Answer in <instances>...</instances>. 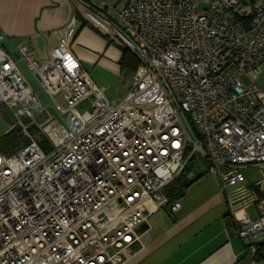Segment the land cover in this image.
<instances>
[{
  "label": "built area",
  "instance_id": "obj_1",
  "mask_svg": "<svg viewBox=\"0 0 264 264\" xmlns=\"http://www.w3.org/2000/svg\"><path fill=\"white\" fill-rule=\"evenodd\" d=\"M80 1L138 66L109 100L72 51L75 13L44 63L0 47V106L26 138L0 147V264H124L154 211L181 208L164 189L188 166L205 162L224 188L264 162V0ZM257 206L239 227L250 255L264 241Z\"/></svg>",
  "mask_w": 264,
  "mask_h": 264
},
{
  "label": "crops",
  "instance_id": "obj_2",
  "mask_svg": "<svg viewBox=\"0 0 264 264\" xmlns=\"http://www.w3.org/2000/svg\"><path fill=\"white\" fill-rule=\"evenodd\" d=\"M82 9L80 0H0V13L7 11L5 17L0 15V33L5 34L0 47L13 52L40 34L39 41L53 45L52 50L71 13ZM200 163L205 169L190 172V177L202 175L179 199L181 208L154 211L143 230V248L137 246L124 264H264V256L250 255L239 236L244 218L259 217L264 162L243 167L245 180L224 188L206 171V163Z\"/></svg>",
  "mask_w": 264,
  "mask_h": 264
},
{
  "label": "rangeland",
  "instance_id": "obj_3",
  "mask_svg": "<svg viewBox=\"0 0 264 264\" xmlns=\"http://www.w3.org/2000/svg\"><path fill=\"white\" fill-rule=\"evenodd\" d=\"M76 12L83 20H86V17L81 11L76 10ZM6 14L7 11H2L0 13L1 17H5ZM84 24L80 20L76 21L75 28L79 33L74 40L72 50L80 59V62H82L81 64H83L91 79L105 88L107 98L111 101H117L119 98L124 97L129 90L132 81V72L127 69H121L119 63L122 55L120 45L113 41L112 38L104 32L100 30V32H98L95 29L97 28L96 25L90 21L86 24L85 28L81 30V27ZM61 30L63 31V28ZM2 34L5 35L4 33ZM31 38L32 39H28L26 43L31 48L30 50L26 45L29 49L30 56L39 60L41 63H44L48 58L53 45L50 44L46 46L43 41H39L40 34ZM18 66L22 71L23 77L37 91V95L41 101L44 104L51 103L44 92L37 87L38 82L35 74L32 71L26 70L23 63H19ZM262 70L264 72V65ZM255 82H257L259 86H263L264 73H262ZM57 101L61 107H67V104L63 101L62 97H58ZM18 121L19 120L16 119L3 105L0 106V136L16 125ZM198 166L197 169H205V165L200 162L198 163Z\"/></svg>",
  "mask_w": 264,
  "mask_h": 264
},
{
  "label": "trees",
  "instance_id": "obj_4",
  "mask_svg": "<svg viewBox=\"0 0 264 264\" xmlns=\"http://www.w3.org/2000/svg\"><path fill=\"white\" fill-rule=\"evenodd\" d=\"M77 15V12L75 11ZM79 15H77V19L81 22H85L82 25L81 30L85 28L88 23L86 20H83ZM95 28V27H93ZM98 32H100L97 28H95ZM122 55L120 58V66L121 69H127L132 73L138 66V60L135 55L132 54L130 50L125 47L120 46ZM42 145L45 147L46 139L42 138ZM26 142V138L22 135L20 127H13L8 130L6 133L0 136V147H2L3 151L7 154H11L16 150L19 146L23 145ZM191 172V166H188L185 171H183L180 175H178L169 185L164 189L165 194L169 198V200L174 201L180 199L185 191L202 175L195 174V176H189ZM257 257L261 258L264 256V241L259 245V249L255 254Z\"/></svg>",
  "mask_w": 264,
  "mask_h": 264
},
{
  "label": "water",
  "instance_id": "obj_5",
  "mask_svg": "<svg viewBox=\"0 0 264 264\" xmlns=\"http://www.w3.org/2000/svg\"><path fill=\"white\" fill-rule=\"evenodd\" d=\"M144 228H145V226H144L143 228H141V231H143V230H144Z\"/></svg>",
  "mask_w": 264,
  "mask_h": 264
}]
</instances>
